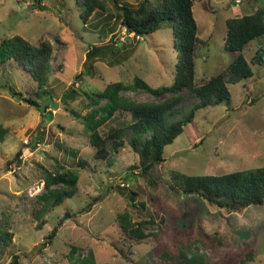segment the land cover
<instances>
[{
	"label": "rangeland",
	"instance_id": "obj_1",
	"mask_svg": "<svg viewBox=\"0 0 264 264\" xmlns=\"http://www.w3.org/2000/svg\"><path fill=\"white\" fill-rule=\"evenodd\" d=\"M101 1L103 9L85 22L80 16L84 0H0V44L20 35L33 45L51 47L43 96H37L35 82L15 62L0 64V126L5 130L0 141V236L6 237L0 264H12L15 255L17 264H79L90 252L97 264H158L154 234L164 228L170 207L187 211L197 230L223 239L213 251L207 242H194L199 251L211 255L251 246L248 264H264V205L229 212L170 189L172 173L222 174L264 164V60L258 64L254 57L260 47L264 55L263 38L243 49L253 75L228 83L230 99L198 109L183 133L164 147V162L151 171L154 187L140 174L138 154L129 147L94 158L83 118L91 112L96 118L103 115L106 99L91 100L109 83L129 84L135 77L151 86L172 83L177 58L172 31L164 24L147 35L128 33L113 0ZM263 6L264 0H193L199 37L196 84L223 71L234 58L224 49L226 19ZM110 44L111 52L88 57L92 45ZM119 95L133 102L156 100L141 88L122 89ZM196 102V97H185L179 107L186 111ZM129 119L128 112L118 111L99 130ZM65 170L77 174L75 193L61 206H47V195L62 186L48 188L46 173ZM125 211L132 222L144 221L147 237L139 244L130 246L120 231L117 217ZM55 227L56 235L48 241L45 237Z\"/></svg>",
	"mask_w": 264,
	"mask_h": 264
},
{
	"label": "trees",
	"instance_id": "obj_2",
	"mask_svg": "<svg viewBox=\"0 0 264 264\" xmlns=\"http://www.w3.org/2000/svg\"><path fill=\"white\" fill-rule=\"evenodd\" d=\"M40 1L37 0L38 3ZM113 3L120 22L128 33L147 35L159 30L164 24L171 28L177 56L174 79L170 84L159 86H151L140 77H135L134 82L129 84L120 81L107 84L102 91L94 93L91 100L99 102L106 99V103L101 106L103 115L96 118L95 112L87 114L83 118L84 126L94 158L105 159L111 152L118 153L122 148L129 147L138 154L140 174L155 187L151 171L157 164L164 162V147L172 144L183 133V127L193 120L198 109L228 101L231 95L228 83L235 84L253 75V69L245 58L243 49L254 39L264 40V6L258 7L251 14L226 19L224 49L232 52L234 58L223 71L212 75L201 84H196L195 54L199 37L192 11L193 0H138L135 4L113 0ZM82 5L80 16L85 22L98 10L103 9L101 0H84ZM113 47L112 44L92 45L88 50V57L93 59L108 49L111 52ZM50 53L49 43L36 46L22 36L14 35L0 44V64L15 62L35 82L37 96H43L47 93L46 85L51 73ZM254 57L258 64L262 63L263 47L259 48ZM127 88H141L152 94L156 100L133 102L123 99L119 91ZM17 94L22 95V92ZM161 97L163 98L160 99ZM185 97H196L198 102L183 111L179 104ZM25 100L41 107L33 98L27 97ZM118 111L128 112L130 119L100 132L99 127ZM4 132L0 126V141ZM76 181L77 174L72 170L47 172L46 186L62 187L51 190L47 195L46 205L61 206L66 199H71L75 193ZM171 184V190L176 188L183 195H197L207 203L229 212L242 211L252 205H264V164L254 169L222 174L172 173ZM133 194L131 191L132 200ZM70 214L66 213L68 216H71ZM117 220L120 231L130 246L139 244L147 237L142 229L144 221L132 222L126 211L119 213ZM166 221L164 228L154 234L156 245L153 247V253L158 264H248L252 259L251 246L244 251L229 250L211 255L199 251L193 246L194 242H207L213 251L223 243V239L216 234L202 233L194 228L187 211L181 212L170 207ZM41 224L42 222L39 226ZM56 232L57 227L53 228L45 239L52 240ZM5 240L6 237L1 235L0 245ZM16 258L15 255L12 264H17ZM79 264L97 263L90 252Z\"/></svg>",
	"mask_w": 264,
	"mask_h": 264
}]
</instances>
